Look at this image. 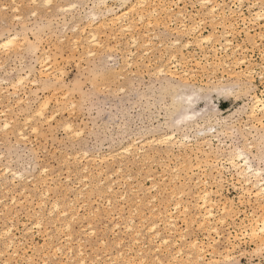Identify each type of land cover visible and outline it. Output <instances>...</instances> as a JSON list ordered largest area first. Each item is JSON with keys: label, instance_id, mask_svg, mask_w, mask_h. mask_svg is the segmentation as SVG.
<instances>
[{"label": "rangeland", "instance_id": "obj_1", "mask_svg": "<svg viewBox=\"0 0 264 264\" xmlns=\"http://www.w3.org/2000/svg\"><path fill=\"white\" fill-rule=\"evenodd\" d=\"M122 1L72 0V2L88 5L87 9H80L76 16L80 17L82 15L83 21L87 23L89 15L93 14L99 21L96 30L105 43L108 42L107 37L113 33L122 36V48L136 53L131 61L134 67L126 68L125 55L121 53V58L115 62L113 67L109 68L110 62L106 57L101 55L99 49L89 45L85 40V38L88 39V35L83 28H79L77 31L72 30L76 27V24L81 23V20L78 18L76 24H73L71 19L73 14L69 13L67 31L61 24L54 27L49 35L53 46V67L49 68L48 65H44L46 72L39 89L32 83V80L41 79V69L39 65L32 63L31 58L28 59L23 68L18 66L19 62H14L6 69H0V127L7 121L12 124L17 134L18 131H23L29 137L27 142L20 139V146L14 151L23 153L25 147L31 149L32 142L36 140V137L31 134L30 129L25 124V121L29 119V112L32 108L38 109V102L42 103L43 99H52L50 110L57 107L55 104L57 97L55 95L49 97L43 88V81H48V73H51L54 80L48 85L50 88H55L57 81L60 82V90L72 85V89L69 90L73 91L74 99L70 97L69 103L77 104L76 115L72 120L76 128L83 127L86 133L80 140L67 141L64 144L59 141L55 144L51 141L45 143L43 137L41 138L42 146L48 148L46 159L56 160L57 164L53 165L54 167L59 168L62 165L65 183L61 187V192L69 197V203L75 200L78 193H80L84 196L86 202L96 196L111 198L113 203L116 204L118 195L125 190V185H127V190L131 196L132 182L127 180L129 157L124 149L128 145L132 148L133 160L136 156H141V159L146 158L141 153L142 149L144 153L155 157V160L147 167L142 164L137 165L138 168H143L145 179H142L141 182L144 183L145 188L150 187L152 183L151 179L147 178L149 172L157 178L160 177L161 173L167 172L171 182L173 177L171 170L178 169L180 175L178 183L183 185L186 192L182 203L187 204L190 200L194 202L196 197L203 194L205 189L209 194L211 193L210 199H212V205L214 206L212 208L213 217L208 222V224H211H207L202 230L198 226L196 229L201 244L207 238L209 228L213 227L219 231L218 237L214 232L212 235L220 241V245L216 247L214 254L212 250H209L206 254L207 259L218 260L221 259V253L227 254L229 238H231L233 244L240 246V250L253 251L258 244L264 243L261 239L262 234L258 229L264 219V208L261 207L264 206V201H255L256 189L252 185L250 187L244 184L243 179L228 163V159L234 150L243 148L242 150L247 153L252 165L262 170L261 178H263L264 168H262L258 157L261 152L262 139H264V128L250 118L249 107L253 95L262 98L261 93H264V87L254 88L251 94L243 92L240 87L241 76L239 74L241 69L237 67L238 61H236L244 59L250 62L252 66L258 64L260 56L259 36L261 35V29L264 28V21L256 19L253 22L252 17L260 11V8L253 7L249 11L248 5H259L261 0H243L245 5L242 9L243 15L249 21L247 28L243 27L244 19L240 18L238 21L239 29L222 43L214 42L212 45L202 48L193 45L190 49H185L181 57L180 69L172 68L171 72L176 77L177 75L183 76L184 73L182 72H188L189 76L191 74L193 78L191 76L189 78L188 75L185 76L186 79L188 78V87L180 86L176 77H171L170 73H167L170 65L168 60L162 59V50L157 42H154L150 49H145L143 43H147L148 40L140 32H137V36L143 42L141 48H129L131 34L120 32V26L127 23L122 19V23L121 21L117 23L116 18H121L127 14L129 12L127 4L133 3L134 0ZM143 1L149 5L171 2V0H135L139 3H143ZM214 1L220 5H228V14L231 20V5L237 3L238 0ZM12 2L13 0H0V7H3L5 3L11 4ZM24 2L25 0H16V3ZM67 2L68 0H65V3ZM179 2L181 4L199 3L198 0H179ZM92 5H95V8ZM220 11L224 12V9L221 8ZM220 11L217 13L218 16L223 15ZM110 18L113 22L115 20L116 22L113 23L111 20V24L109 22ZM130 21L128 24H131ZM100 25H103V27H100ZM93 30L89 28L90 32ZM219 31L223 33L224 29L221 28ZM204 34L207 35L208 33L205 32ZM56 37H59V40H63L64 43H59ZM219 39L220 36L218 35L217 40L219 41ZM76 40H80L81 43L79 45L75 44ZM228 40H231L235 47L230 46ZM90 47L92 51L97 52L96 57L88 56ZM57 48L61 50L59 60H57ZM144 51L149 52L147 60L153 69H155L157 63L166 68L165 75L154 76L147 71L148 65L143 64L140 59ZM65 52H69L71 55H65ZM222 60L224 62L221 63ZM137 64H142L144 71L138 75H133V72L138 71L135 67ZM77 65H80V67L77 68ZM248 66V64H245L244 68H248ZM29 69L32 72L31 77H29ZM61 72H63V77L58 75ZM97 73L105 74L107 79L104 78V75H101L99 82L103 87L93 91L90 82ZM78 76L80 77L79 83H77ZM21 78L24 79L23 84L19 83ZM14 84L16 85L15 88L13 87ZM80 85L83 86V93L80 91ZM121 87L125 89L124 92L119 91ZM178 89L179 91H177ZM181 93L183 94L181 95ZM64 94L66 95L67 92H64ZM90 96H97L96 103L104 109L103 114L99 117L95 113L88 114V108L92 106L91 103L81 111V100ZM238 96L239 98H237ZM58 98L63 105V95ZM172 98L174 101H172ZM183 98L185 101H183ZM20 101H23V103L21 104ZM257 119L264 120L259 112L257 113ZM33 126L35 125L33 124ZM172 134L174 135V139L172 142L170 141L172 144L170 142L160 143L162 141L160 137ZM61 136L63 137V133ZM0 137H3V133H0ZM17 139L18 135L13 136V144L17 142ZM137 141H139V144H137ZM181 142L182 144H180ZM0 149L7 150L3 148L2 144H0ZM85 150L89 152L87 158L82 154ZM69 156L72 158L71 161L64 164L63 162ZM77 157L83 161V167L87 166V173L83 171V167L77 162ZM109 157L111 159H108ZM236 162H239V160H236ZM3 163H7V161ZM3 163H0V168L3 167ZM121 163H123L125 171L117 175L116 172L119 171ZM13 167L15 169L17 166L13 165ZM70 168L72 169V181L69 187L67 178ZM60 174V171H58L57 175ZM185 179H189V181L185 182ZM29 181L35 184L31 175L26 180L18 181V183L30 188ZM251 181L254 182L255 179L252 178ZM10 187L15 191V185ZM24 187H21L19 191L22 192ZM110 187L113 189L111 193L108 192ZM175 187H177L176 184H169V190ZM10 194L12 193H9L0 184V199ZM30 194H32L31 191ZM16 195L19 203V193L16 192ZM125 204L131 206L132 200L129 199ZM91 206V203H89V207ZM115 210L114 208L113 211ZM142 210L147 211L146 206H142ZM199 211L194 206L191 207L189 220L192 219V212L198 215ZM155 218L150 211H147L149 222ZM258 218H261V220ZM219 220H223L224 223H220ZM179 223L182 225L183 221L181 220ZM252 224L253 226L255 224L256 227H253ZM3 225L4 221L0 219V231L3 230ZM23 226L24 220L21 219L18 221V227L22 229ZM252 229L256 233V237L250 236ZM257 230L258 232H256ZM117 232L119 235L115 239L124 241L125 249L123 248V250L126 251L129 245L132 244L135 234L124 235L123 229H118ZM237 235L240 236V240L236 239ZM108 236L110 239L113 238L110 231ZM173 236H175V233H173ZM139 239L142 247L145 242L151 245L155 238L148 234L145 228L144 234ZM244 241H247V243ZM175 243L176 240L173 239L171 247H175ZM0 248H3L2 241H0ZM185 253H188L187 249H185ZM233 254L238 255V252ZM186 256L183 257L184 261L187 260ZM250 259L253 264H261L259 255L240 257L241 264H248Z\"/></svg>", "mask_w": 264, "mask_h": 264}, {"label": "snow or ice", "instance_id": "obj_2", "mask_svg": "<svg viewBox=\"0 0 264 264\" xmlns=\"http://www.w3.org/2000/svg\"><path fill=\"white\" fill-rule=\"evenodd\" d=\"M92 7L95 8V5ZM244 7L243 0L232 4L230 20L228 5L216 4L213 0H199V3L191 4H181L179 0H171L170 3L152 5L134 0L133 3L127 4L129 12L120 18L125 23L131 20V24L127 28L121 26L120 32L131 34L129 48H141L143 42L137 36V32L148 40L147 43H143V48L150 49L152 44L157 42L162 50V59L168 60L170 65L168 72L171 73L172 68L180 69L181 57L185 49H190L193 45L202 48L214 42L222 43L239 29L240 18L244 19L243 27L247 28L249 21L243 15ZM253 7H259L260 11L252 17V21L255 22L257 18L264 21V0H261L259 5H248L249 11ZM82 8L87 9L88 5L72 2V0H68L67 3L65 0H25L24 3H16V0H13L11 4L5 3L3 7H0V69H6L14 62H19L18 66L23 68L31 58L32 63L39 65L41 69V79L32 80L39 89L46 72L44 65L53 67V46L49 35L54 27L61 24L67 31L69 13L73 14L71 17L73 24H76L78 18L81 20V23L76 24L72 30L77 31L83 28L88 35L87 43L100 50L101 55L110 62L109 68L121 58V53L125 55L126 68H133L131 61L136 53L122 48V36L113 33L107 37L108 42L105 43L96 30L99 21L95 16L89 15L87 23L83 21L82 15L76 16ZM221 8L224 9V14L218 16L217 13ZM89 28L94 30L89 32ZM221 28L224 29L223 33L219 31ZM205 32L208 34L205 35ZM56 39L59 43H64L63 40H59V37ZM259 40L260 56L257 66H252L244 59L237 62V67L241 69L240 87L247 94H251L254 88L264 87V28L261 29ZM80 43V40L75 41L77 45ZM228 43L235 47L231 40H228ZM60 51L59 48L56 49L57 60H59ZM64 54L71 55L69 52ZM148 55L149 52L144 51L140 57L143 64L148 65L147 71L154 76L165 75L166 68L157 63L153 69L148 63ZM88 56L96 57L97 52L92 51L90 47ZM245 64L249 65L247 69L244 68ZM79 67L80 65H77V68ZM135 67L138 71L133 72V75L144 71L142 64H137ZM28 71L31 77V69ZM58 75L63 77V72ZM101 75L107 79L105 74L97 73L90 82L93 91L103 87L99 82ZM184 75L187 76L188 73L184 72ZM48 76L49 80L43 81V88L49 97L53 95L57 97L55 99L57 107L50 110L52 99H43L42 103L38 102V109L32 108L29 112V119L25 121V124L31 134L36 137L31 149L25 147L23 153L14 151L19 148L20 139L27 142L29 137L20 131L17 142L13 144V136H17V133L12 124L5 121L0 127V133H3L0 144L7 149L6 151L0 149V163L7 161L0 168V184L12 193L0 199V219L4 221L3 231H0V241L3 242V248H0V264H241L240 257L256 255L261 257V264H264V243L258 244L253 251L246 252L240 250L238 244H233L231 238H229L227 255L221 253V259H207L206 254L209 250H212L214 254L216 247L220 245V241L212 235L213 232L219 235L218 229L209 228L208 236L203 244L198 239L199 233L196 231L197 226L201 230L204 229L212 218V211L208 208L209 193L205 191L198 195L194 202L190 200L187 204L182 203L186 192L183 185L178 183L180 180L178 169L171 170L173 172L171 182L167 172L161 173L159 178L149 172L147 178L151 179L152 183L150 187L145 188L144 183L141 182L145 179L143 168H138L137 165L142 164L147 167L155 160V157L144 153L143 149L141 153L146 158L141 159V156H136L134 160L132 148L125 149L129 157L127 180L132 182L131 196L125 185V190L118 195L116 204L111 198L96 196L86 202L82 194L69 203V197L61 192V187L65 183L62 165L59 168L54 167L57 161L46 159L48 148L42 146L41 138L43 137L45 143L51 141L55 144L59 141L64 144L67 141L80 140L86 133L83 127L76 128L72 120L77 108L76 103H69L70 97L74 99L73 91L69 90L72 89V85L60 90V82L57 81L55 88H50L48 85L54 78L51 73H48ZM79 80L78 76L77 83ZM19 83L23 84L24 79L21 78ZM13 87L15 88L16 85L14 84ZM80 91L83 93L82 85H80ZM119 91L124 92L125 89L121 87ZM64 92L67 94L65 95ZM61 95H63V105L58 98ZM261 96L260 103L264 104V93H261ZM97 100V96L84 97L80 104L81 111L91 103L88 114L95 113L97 117L101 116L104 109L96 103ZM20 103L22 104L23 101ZM260 113L264 117V108L260 109ZM261 123L264 125V120ZM160 143H166V141ZM82 154L85 158L89 156L87 150ZM71 159L69 156L63 163L67 164ZM258 159L264 168V139H262ZM77 162L83 167V161L79 157ZM13 165L17 167L14 169ZM58 171L60 175H57ZM83 171L87 173L88 168L83 167ZM124 171L123 163H121L116 174H122ZM29 175L35 181V184L29 181L30 188L18 183V181L26 180ZM67 179L70 187L71 168ZM170 183L176 184L177 187L169 190ZM11 185L16 186L15 191L10 187ZM21 187H24L22 192L19 191ZM112 191L111 187L108 188L109 193ZM16 192L19 193V203ZM129 199L132 200L131 206L125 204ZM142 206H146L147 211L156 218L149 222L147 211H143ZM193 206L200 210V215L192 212V219L189 220L190 208ZM114 208L115 211H113ZM21 219L24 220L22 229L18 227V221ZM181 220L182 225L179 223ZM220 223L224 221L221 220ZM145 228L155 239L151 245L145 242L141 247L139 237L144 234ZM118 229H123L124 235L135 234L132 244L126 251L123 250L124 241L115 239L119 235ZM109 231L113 234L111 239L108 236ZM260 233L264 241V227L260 228ZM255 235L256 233L253 232L252 236L255 237ZM166 236L168 238H165ZM173 239L176 240L175 247H171ZM236 239L240 240V236L237 235ZM244 242L247 243V241ZM185 249L190 253L187 261L183 260L186 254ZM234 252H238V255H234ZM248 264H253V261L250 259Z\"/></svg>", "mask_w": 264, "mask_h": 264}, {"label": "bare ground", "instance_id": "obj_3", "mask_svg": "<svg viewBox=\"0 0 264 264\" xmlns=\"http://www.w3.org/2000/svg\"><path fill=\"white\" fill-rule=\"evenodd\" d=\"M126 1H128V0H126ZM199 1V0H198ZM121 2H123L122 0H121ZM213 2L214 3H216L217 4V2L216 1H214L213 0ZM141 3V2H140ZM143 3H144V1H143ZM230 11V10H229ZM105 12H107L106 10H105ZM221 12V14H224V12H222V11H220ZM126 13V12H125ZM219 13V12H218ZM106 14H108V13H106ZM123 14V13H122ZM256 14V13H255ZM93 15V14H92ZM126 15V14H125ZM218 15V14H217ZM119 16V15H118ZM114 17V16H113ZM112 17V18H113ZM115 18V17H114ZM258 19V18H257ZM111 18H110V23H111ZM116 20H118L117 21V23L118 22H120L121 21V19H120V17H117L116 18ZM116 20H115V22H116ZM244 21V20H243ZM105 22V21H104ZM112 22H113V20H112ZM115 22H113V23H115ZM129 22V21H128ZM131 22V21H130ZM121 23H122V21H121ZM124 23V22H123ZM112 24V23H111ZM110 24V25H111ZM130 24V23H129ZM129 24L127 23L126 25H122L124 28H127L128 26H129ZM121 27V26H120ZM82 32H83V30H82ZM81 32V33H82ZM90 32V31H89ZM131 36V35H130ZM85 40H87L86 38H85ZM220 46V45H219ZM221 47V46H220ZM227 51V50H226ZM225 51V52H226ZM234 53V52H233ZM227 56V55H226ZM224 58H226V57H224ZM228 58V57H227ZM233 59V58H232ZM239 60V59H238ZM238 60H236V61H238ZM227 61V60H226ZM233 61V60H232ZM235 61V60H234ZM222 62H224L223 60L221 61V63ZM227 64V63H226ZM232 64V63H231ZM228 65V64H227ZM164 66V65H163ZM230 67V66H229ZM169 68V67H168ZM246 68V67H245ZM174 69V68H173ZM247 69V68H246ZM182 71V70H181ZM184 71V70H183ZM167 73H169L168 71H167ZM182 73H184V72H182ZM188 73V72H187ZM175 74V73H174ZM170 76L171 77H176V75H173L172 74V72L170 73ZM184 77H185V75H183ZM183 76H179V75H177V77H176V79L178 80L177 82L179 83V85L180 86H182V87H188L189 86V83H188V81H187V79H186V77L184 78ZM189 76V75H188ZM190 76H191V74H190ZM190 76H189V78H190ZM192 77V76H191ZM240 77V76H239ZM193 78V77H192ZM177 91H179V89L177 90ZM1 92V91H0ZM2 94V93H1ZM183 93H181V95H182ZM176 95V94H175ZM175 95H173V96H175ZM180 96V95H179ZM176 99H177V97H176ZM184 99V98H183ZM262 98H260V97H258L257 95H253L252 96V98H251V104H250V107H249V115H250V118L252 119V120H254V121H256L262 128H264V126L262 125V123H261V120L260 119H257V113L259 112L260 113V109L261 108H264V104H261L260 103V100H261ZM172 101H174L173 100V98H172ZM183 101H185V99L183 100ZM173 103V102H172ZM253 112H255V115H253ZM3 113V112H2ZM34 115V114H33ZM264 118V117H263ZM28 119V118H27ZM223 121V120H222ZM225 121V120H224ZM179 125V124H178ZM197 126V125H196ZM2 127V126H1ZM201 127H202V125H201ZM18 132H20V131H18ZM173 134H175V133H173ZM163 135L162 137H160V138H162V141H166V142H172V140L174 139V135ZM18 135V134H17ZM184 135V134H183ZM185 137V136H184ZM184 137H182V139H184ZM187 137V136H186ZM175 140H177V139H175ZM189 140V139H188ZM178 141V140H177ZM155 142V141H154ZM170 142V143H171ZM178 142H180V141H178ZM177 142V143H178ZM209 142V141H208ZM172 144V143H171ZM170 144V145H171ZM180 144H182V142L180 143ZM174 145V144H173ZM134 146V145H133ZM126 147V146H125ZM127 147H128V145H127ZM126 147V148H127ZM126 148H124V149H126ZM123 149V148H122ZM243 149V148H242ZM242 149H240V148H237L236 150H234V152L232 153V154H230V156H229V159H228V163H230V165L232 166V168L233 169H235V171L238 173V176H240L243 180V182H244V184L246 185V186H250V185H252V187L253 188H255L256 189V191H255V194H254V198H256V200L255 201H259V200H263L264 201V176H263V178H261L262 177V174H263V172H262V170H260V169H257V168H255L253 165H252V163H251V161H250V158L247 156V153L244 151V150H242ZM112 154V153H111ZM127 154V153H126ZM136 154V153H135ZM119 156H122V155H119ZM111 157V156H110ZM120 158V157H119ZM76 159V158H75ZM236 160L238 161L239 160V162H236ZM107 161V160H106ZM222 161H224V160H222ZM247 162V163H246ZM111 165V164H110ZM119 165V164H118ZM87 167V166H86ZM175 167V166H174ZM99 173H100V171H99ZM98 175V174H97ZM109 175V174H108ZM92 176V175H91ZM105 177V176H104ZM252 178H254L255 179V181L254 182H252L251 180H252ZM251 179V180H250ZM77 181H79V180H77ZM186 181H189V179L187 180V179H185V182ZM239 181V180H238ZM237 181V182H238ZM116 182V181H115ZM195 182H197V181H195ZM205 183V182H204ZM239 183V182H238ZM101 184V183H100ZM113 184V183H112ZM206 184V183H205ZM214 184V183H213ZM72 187V186H71ZM251 187V186H250ZM76 188V187H75ZM74 188V189H75ZM95 188V187H94ZM246 189V188H245ZM79 191V190H78ZM206 191V189L204 190V192ZM245 191V190H244ZM250 191V190H249ZM248 191V192H249ZM124 192V191H123ZM207 192V191H206ZM210 192V191H209ZM208 193V192H207ZM211 194V193H210ZM210 194H209V201H208V208H210L211 209V211H212V208L214 207L213 205H212V203H213V201H212V199H210ZM249 194V193H248ZM252 194V195H253ZM76 196V195H75ZM78 196H80V193H78ZM253 198V199H254ZM261 202V201H260ZM201 203H203V201H201ZM249 203V202H248ZM257 203V202H256ZM262 203V202H261ZM260 206V205H259ZM50 207V206H49ZM261 207H263L264 208V206H261ZM250 214V213H249ZM198 215H200V211H199V214ZM250 215H252V214H250ZM154 217V216H153ZM212 217H213V213H212ZM264 217V216H263ZM148 218H149V215H148ZM202 218V217H201ZM259 219V218H258ZM263 219V218H262ZM248 220V219H247ZM259 220H261V218L259 219ZM209 221H211V219L209 220ZM216 221H218V220H216ZM220 221V220H219ZM256 221V220H255ZM253 222H254V219H253ZM262 222V224L260 225V227H258V229L260 230V228H262V227H264V219H263V221H261ZM257 223V222H256ZM209 224H211V223H209ZM208 224V225H209ZM250 224H251V222H250ZM250 224H249V226H250ZM252 226H253V224H252ZM209 227V226H208ZM253 227H256L255 226V224H254V226ZM211 228H213V227H211ZM252 228V227H251ZM244 230V229H243ZM3 231V230H2ZM252 231V233L254 232V230L252 229L251 230ZM245 232V231H244ZM256 232H258V230L256 231ZM260 232V231H259ZM215 233V232H214ZM112 234V233H111ZM122 234V233H121ZM216 234V233H215ZM245 234V233H244ZM247 234V233H246ZM134 235V234H133ZM252 234L250 233V236H251ZM217 236V235H216ZM221 236V235H220ZM134 237V236H133ZM218 237V236H217ZM255 237H256V235H255ZM144 238V237H143ZM154 238V237H153ZM252 238V237H251ZM148 239V238H147ZM217 240V239H216ZM141 241V240H140ZM154 241V240H153ZM151 242V241H150ZM175 245H176V243H175ZM125 249V248H124ZM227 253V252H226ZM190 253H187V254H185V256L187 257V259H188V255H189ZM218 254V253H217ZM225 255H227V254H225ZM220 258V257H219ZM187 261V260H186Z\"/></svg>", "mask_w": 264, "mask_h": 264}]
</instances>
